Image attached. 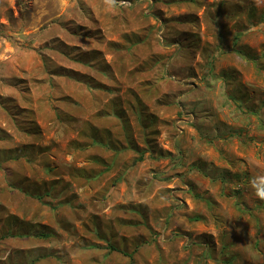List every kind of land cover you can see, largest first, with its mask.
I'll list each match as a JSON object with an SVG mask.
<instances>
[{
  "label": "rangeland",
  "instance_id": "rangeland-1",
  "mask_svg": "<svg viewBox=\"0 0 264 264\" xmlns=\"http://www.w3.org/2000/svg\"><path fill=\"white\" fill-rule=\"evenodd\" d=\"M259 176L264 0H0V264H264Z\"/></svg>",
  "mask_w": 264,
  "mask_h": 264
},
{
  "label": "clouds",
  "instance_id": "clouds-1",
  "mask_svg": "<svg viewBox=\"0 0 264 264\" xmlns=\"http://www.w3.org/2000/svg\"><path fill=\"white\" fill-rule=\"evenodd\" d=\"M67 3V0H63ZM104 3L112 8L116 5V0H104ZM251 188L253 189V195L259 200L264 201V176H259L250 182Z\"/></svg>",
  "mask_w": 264,
  "mask_h": 264
},
{
  "label": "trees",
  "instance_id": "trees-1",
  "mask_svg": "<svg viewBox=\"0 0 264 264\" xmlns=\"http://www.w3.org/2000/svg\"><path fill=\"white\" fill-rule=\"evenodd\" d=\"M38 237L42 238V239H47L49 236H48V234L43 233V234H39ZM111 251H116V250L113 247H111Z\"/></svg>",
  "mask_w": 264,
  "mask_h": 264
}]
</instances>
